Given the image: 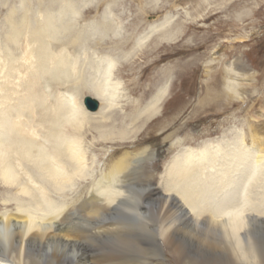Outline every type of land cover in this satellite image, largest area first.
<instances>
[{"label":"bare ground","instance_id":"1","mask_svg":"<svg viewBox=\"0 0 264 264\" xmlns=\"http://www.w3.org/2000/svg\"><path fill=\"white\" fill-rule=\"evenodd\" d=\"M193 1L203 12L210 4L208 0H200L203 4ZM49 9H43L42 20L27 13L18 15L15 10L6 18L7 77L21 69L25 78L19 81V88L9 86L10 80L0 83V185L16 204L14 211L0 213V264H264V192L254 194V199L250 196L254 201L247 206L239 203V193L250 198L246 183L253 176L244 165L264 162V128L258 126L264 120L252 116L245 134H237L234 141L239 150L218 140L211 147L206 144L158 159L162 154L145 144L150 126L141 128L156 118L173 73L168 68L152 76L137 100L126 103L123 111L114 106L113 93L93 85L73 106V118L64 120L68 110L62 99H54L55 95L44 93L38 85L39 77L57 75L56 71L66 75L76 65L66 51L52 54L48 48L49 38L63 28ZM181 9L189 21L203 16L194 18ZM140 10L146 11L144 7ZM174 16L167 13L156 22L146 16L150 23L142 29L139 17L131 48L139 49L157 35L152 51L180 36L183 22L174 27ZM20 38L26 48L19 57L16 45ZM231 40L234 44L244 39ZM102 57L100 72L108 78L115 63ZM237 68L245 71L247 67L234 59L218 71H209L200 108L220 107L227 97H253V89L236 91ZM245 75L247 79L255 76ZM139 85L136 80L132 90L138 91ZM86 96L97 101L94 109L92 104L85 105ZM261 110L264 113V102ZM171 120L167 117L154 132L164 134ZM35 128L52 143L50 150L39 145ZM87 132L97 136V144L120 147L107 149L98 172L93 169L89 180L67 198V187L87 169L84 152L78 148ZM163 140L167 150L179 142L172 141V133H165ZM50 186L58 199L48 195ZM260 188L264 190V185ZM43 193L48 200L43 201ZM39 201H47L46 211L34 206Z\"/></svg>","mask_w":264,"mask_h":264},{"label":"rangeland","instance_id":"2","mask_svg":"<svg viewBox=\"0 0 264 264\" xmlns=\"http://www.w3.org/2000/svg\"><path fill=\"white\" fill-rule=\"evenodd\" d=\"M139 1L0 0V83L10 80L12 82L9 86L11 84L12 86H18L19 81L25 78L23 76L24 71L21 69L10 79L6 73L7 58L4 49L7 45H5L3 36L7 31L6 18L9 12L15 10L18 15L27 13V15L42 20L43 11L48 10L50 7L49 10L52 11L55 18L57 17V24L62 25L63 28L58 30L55 37L49 38L48 48H50L52 54L59 52L63 54L66 51L65 54H67V57L70 56L71 63L75 62L76 65L73 64V70L70 69L72 73L69 71L66 72V75L65 72L61 71L63 74L61 76L60 71H56L57 75L55 72L54 76L39 77L42 79L38 78V80H41L38 85L44 93L55 95L54 99L56 96L62 99L61 101L67 106L66 109L68 110L64 112V120L73 118V116L71 117L73 108L77 106V102L82 98L84 92H88L97 85L106 89L109 93H113L114 106L123 111L122 107L126 103L137 100L139 91H143V85L149 84L152 76L168 68L172 69L173 73L165 98L157 108L156 118L148 124H144L141 128V130L148 129V126H150L149 132L147 131L150 135L147 136L148 141L145 144L152 145L159 154H162L158 159L168 158L190 148L198 150L206 144L211 147L218 140L226 141L225 145L230 146L231 149L233 148V151L239 150L240 145L234 142L237 134H245L249 122L253 118L252 116H257L256 119L259 121L264 120V113L261 110L264 102V0H208L210 4L204 10L205 12L199 8L196 9L193 0ZM198 2L203 4L200 0ZM143 7L146 9L145 13L140 10ZM181 8H185L184 10H187L191 17L195 18L202 13L203 16L189 21L182 13ZM167 13L175 15V19L171 22V24L175 23L174 27L178 28L180 21L183 22V26H180L181 35L168 43H160L161 47L159 46V48L157 47L152 51L150 49L152 47L151 43L157 35L147 40L139 49H132L131 43L134 33L138 32L136 29L138 18L141 17L140 24H142H139V27L142 29L147 23L151 22V19L155 20L154 22L159 21ZM146 16H148L150 22L146 20ZM71 32H73L74 38H71L73 37ZM231 39L244 40L233 44L234 41ZM76 41L77 43H75ZM229 41L232 45H228ZM25 44L24 38H20L16 45L17 56L20 57L24 54ZM219 45L221 47L214 53L212 48ZM105 55L107 58H112L115 63L111 76L108 78H105V75L101 73L102 64L99 62L103 58L102 56L106 57ZM234 59H239L247 67L246 70L244 69L245 71L240 68L235 69V82L238 84L236 91L239 92L249 88L247 92L250 89V91H255L253 97H227L220 107L211 105V107L200 108V98L204 94L203 85L208 81L209 73L218 71L221 65L229 64ZM22 61L20 59V63ZM208 64H210V67H208ZM247 73H253L255 76L252 79H247L245 75ZM77 77L79 78L77 79ZM95 80L98 83L94 82ZM136 80L140 82V85L136 88L138 91H133ZM51 102H53L52 97ZM168 102H170V105L167 104ZM69 112L70 115H68ZM167 117L172 120L163 130H165V133H172V141L176 137L173 142L179 141L169 150H167L168 143L163 140L165 133L161 134V131L154 132L153 130L154 127L157 128L159 124L166 121ZM258 126L264 128V123H259ZM34 131L36 132V138H39V145L43 146L45 150H50L52 143L45 135L43 136L39 129L35 128ZM132 141H137V139H132ZM96 142L97 136L91 132H87L83 136L78 148L84 152L87 169L81 176H77V180L72 182L71 187H67V198L74 196L78 188L89 180L93 169L95 174L98 172L104 157L108 153L107 149L113 150L120 147L117 145L111 146L110 144H97ZM131 145L128 146L131 147ZM230 147L227 148L230 149ZM253 155L254 157L257 155L255 149H253ZM261 164L263 166L264 162L258 165L253 162L251 166L244 165L246 166L244 168L246 172L253 175L252 180L246 183L249 191L253 189V193L247 191L246 195L249 194L247 197L264 192L263 188L259 189L260 185H264V166L260 167ZM240 166L243 167V164ZM255 184L258 188L254 186ZM47 193L52 198H59L52 186L47 187ZM49 196L44 194L43 201L48 200ZM10 197V193L4 192L0 185V213L6 211V209L14 211L16 204ZM251 197L247 199L244 194L239 193L240 206L244 207L251 204L254 201H251ZM252 198L254 199V197ZM3 200H6L7 203H4ZM42 202L39 201L36 204L34 202V206L36 205L40 211H46V208H48L47 201L46 203Z\"/></svg>","mask_w":264,"mask_h":264},{"label":"water","instance_id":"3","mask_svg":"<svg viewBox=\"0 0 264 264\" xmlns=\"http://www.w3.org/2000/svg\"><path fill=\"white\" fill-rule=\"evenodd\" d=\"M86 102H89V104H92L93 109L96 107V102L94 99H91L90 97H85Z\"/></svg>","mask_w":264,"mask_h":264}]
</instances>
